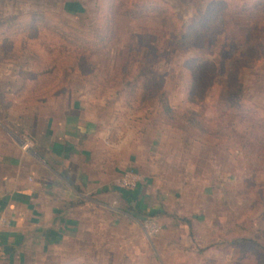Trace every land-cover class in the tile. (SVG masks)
Segmentation results:
<instances>
[{"label":"rangeland","instance_id":"rangeland-1","mask_svg":"<svg viewBox=\"0 0 264 264\" xmlns=\"http://www.w3.org/2000/svg\"><path fill=\"white\" fill-rule=\"evenodd\" d=\"M154 1L104 0L100 15L94 9L68 22L113 31L89 53L93 74L71 78L114 127L140 132L152 145L158 186L171 193L173 212L165 211L164 225L152 217L160 226L153 237L141 228L149 216L133 215L137 223L107 233L110 251L67 245L25 264H264L262 249L235 242L264 246V0H158L185 25L211 20L205 34L181 47L169 41L160 15L142 9ZM42 42L59 47L45 37L33 47ZM196 58L206 65L196 68ZM162 97L181 117L163 111ZM192 114L204 128L188 121ZM174 219L180 226H171Z\"/></svg>","mask_w":264,"mask_h":264},{"label":"crops","instance_id":"crops-1","mask_svg":"<svg viewBox=\"0 0 264 264\" xmlns=\"http://www.w3.org/2000/svg\"><path fill=\"white\" fill-rule=\"evenodd\" d=\"M101 3L0 0V219L6 221L0 264H25L67 245H79L85 253L95 247L110 251L107 233L137 223L133 215L155 213L164 225L165 211L173 212L168 207L171 193L158 186L152 145L140 132L114 127L95 108V97L75 86L77 79L70 77L64 88L35 104L22 103L29 94L20 95L21 87L39 79L25 49L26 37L5 45L14 38L11 30L49 15L71 25L98 11ZM26 56L27 63L22 61ZM5 69L13 74L5 76ZM23 140L30 142L29 150L21 148ZM126 170L144 176L134 190L117 185ZM169 223L180 226L176 219Z\"/></svg>","mask_w":264,"mask_h":264},{"label":"trees","instance_id":"trees-1","mask_svg":"<svg viewBox=\"0 0 264 264\" xmlns=\"http://www.w3.org/2000/svg\"><path fill=\"white\" fill-rule=\"evenodd\" d=\"M239 2V0H234ZM101 5L98 9V14L100 15L104 9V0H101ZM107 3V0H105ZM110 5V6H109ZM108 10H114V6L117 7L115 2L111 1L109 3ZM226 7L229 4L225 5ZM120 8V7H119ZM142 9L149 10L156 15H160L163 20L165 34L167 35L170 42L174 46H186L191 44L195 38L199 35L205 34L204 29L208 26L211 28L210 18L203 21V23L193 22L190 25H185L182 20L177 18L174 13L169 11V6L162 4L161 2L154 1L152 3L146 4ZM127 14L129 11L125 9ZM156 12V13H155ZM114 20V19H112ZM214 21V20H213ZM99 23V22H98ZM189 26V27H188ZM96 27V26H95ZM94 28V27H93ZM209 28V27H208ZM96 30V28H94ZM38 30V32H37ZM94 30V31H95ZM14 38L11 40H6L5 45L7 47L13 46L16 43V40L19 38H24V45L28 54H30L35 62V76L37 83L34 85H28L21 87V92L29 94V99L22 102L23 105H32L43 100L44 98L49 97L51 94L59 91L64 88L67 81L70 79L72 74L82 75L85 78L93 74L91 64L88 61L89 53L94 52L96 49L102 48L101 45L110 41L113 31L111 28H105L104 31L93 30H83L71 27L63 21L57 20L53 16H48L45 20L39 22L26 23L21 27H16L11 30ZM17 35V37H16ZM97 38H93V37ZM45 37L47 39H57L59 41V47L52 46L50 44L42 45L44 42L38 44V47L43 48V52L47 54V57H44L42 53L39 52L38 47H33L36 44L38 39ZM248 37V36H247ZM251 37V36H249ZM248 37V39H249ZM264 37V34H263ZM39 42V41H38ZM103 45V46H104ZM196 65V68H200L204 64L203 60L196 58L193 62ZM195 68V69H196ZM232 69V68H231ZM189 73L192 78L195 79L194 70L189 69ZM235 74L230 70L229 75L232 77ZM28 75V74H27ZM25 76V75H24ZM193 79V80H194ZM33 97V99H31ZM160 102L163 105V111L169 115L181 117L179 112H175L169 105L166 103V100L163 97L160 99ZM190 123L196 122L198 126L203 127L204 123L198 119L194 114L188 117ZM201 129V128H200ZM246 145L251 147L249 140L246 141ZM156 214L151 216H155ZM186 224H190V220L184 218L182 219ZM235 242L241 243L243 245H251L255 248L262 249L264 251V246H262L258 241L251 238H240Z\"/></svg>","mask_w":264,"mask_h":264},{"label":"built area","instance_id":"built-area-1","mask_svg":"<svg viewBox=\"0 0 264 264\" xmlns=\"http://www.w3.org/2000/svg\"><path fill=\"white\" fill-rule=\"evenodd\" d=\"M21 148L25 151L29 150L30 142L28 140H23L21 143ZM143 181L144 177L139 172L134 170H126L118 178L117 185L127 190H134ZM5 226L6 221L4 219H0V235ZM141 228L143 229V232L147 237H153L160 230L158 222L152 217L143 218V220L141 221Z\"/></svg>","mask_w":264,"mask_h":264}]
</instances>
